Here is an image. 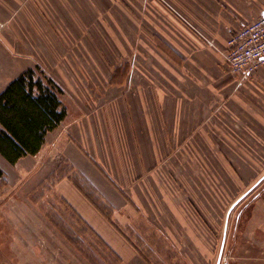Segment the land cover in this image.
<instances>
[{"label": "crops", "instance_id": "1", "mask_svg": "<svg viewBox=\"0 0 264 264\" xmlns=\"http://www.w3.org/2000/svg\"><path fill=\"white\" fill-rule=\"evenodd\" d=\"M263 13L264 0H0V92L37 68L61 88L66 109L38 154L16 163L35 161L48 143L63 148L61 176L37 189V204L36 185L16 202L25 212L10 221L19 264H96L84 252L95 243L102 264H151L127 229L141 221L166 236L175 230L177 203L207 162L218 192L257 182L264 67L248 79L232 75L202 36L222 49ZM178 147L176 195L156 178ZM11 167L0 156L4 176ZM36 171L39 182L51 175L42 162ZM52 201L48 212L42 202ZM53 213L68 214L79 241Z\"/></svg>", "mask_w": 264, "mask_h": 264}, {"label": "rangeland", "instance_id": "2", "mask_svg": "<svg viewBox=\"0 0 264 264\" xmlns=\"http://www.w3.org/2000/svg\"><path fill=\"white\" fill-rule=\"evenodd\" d=\"M41 66L43 67V65ZM45 71L50 76L52 75L49 69ZM45 76L48 77L47 75ZM178 151H180L179 147L176 153L172 154L173 157L171 159L159 161L161 165L157 173L158 178H156L160 183H165L169 192L176 195L178 193H175L174 190H177V188L175 189L173 183L180 180L177 173L182 168V154ZM63 155L62 147H58L56 143H48L44 151L34 158L35 161H28L29 163L25 165L21 162L15 167L12 166L7 176H3V179L0 181V264H19L17 254L14 255V252L11 250L12 236L15 229L10 224V221L15 215L22 218L25 212L16 202L23 199L22 197L25 195L28 185H36V188L34 187L33 190L36 191L34 192V201L37 204V189L42 186L48 187L56 181L58 177L57 169L63 166L62 164L65 162ZM40 162L47 164L49 173L51 172V175L42 182H39L36 171ZM209 162L215 169L213 162ZM209 162L206 163V167H203L201 173L194 177L193 181L191 180L192 183H195H193V186L190 182L189 185L191 187L186 184L188 187L187 191L182 194L187 195V197L183 196L184 199L182 200L184 201L177 203L180 211L178 219L182 223L180 224L178 221L176 222V219H173L172 223L176 230L172 229L171 233L173 234L168 230V233H166L167 237L165 233L156 227L145 226V224H141V221L139 224L127 229L131 235L130 237L140 247L143 258L151 264H216L227 210L250 186H245L247 189L243 187L241 191H233L229 185L227 187L228 191H216L215 176L211 175L213 172L209 166ZM257 162L256 173L251 177V186L264 175V163ZM2 169L4 170L5 168L2 167ZM260 183V186H256L257 188L254 191L243 201L241 200L242 202L240 201V204L232 210L228 217L220 264H264V180ZM179 186L182 187L181 185ZM196 186L200 187L202 191H197L198 188ZM204 194L205 199L202 196ZM227 195L229 199L225 197ZM217 197L218 199L224 198V200L218 202ZM258 201L263 206L256 209ZM42 203L48 212L52 210L50 205L51 203L53 205V201L49 204L46 202ZM13 206L16 207L15 210H13ZM180 206L183 207L180 209ZM63 216L64 219L61 214L56 216L53 213L48 218L52 221L56 219L63 230L67 229L65 231L79 241L76 237L81 234V230L78 226H74L71 229L70 225H72V222L70 217L68 214H63ZM96 245L95 243L94 247H92L94 251L85 248L88 252H84L96 264H102V250Z\"/></svg>", "mask_w": 264, "mask_h": 264}, {"label": "trees", "instance_id": "3", "mask_svg": "<svg viewBox=\"0 0 264 264\" xmlns=\"http://www.w3.org/2000/svg\"><path fill=\"white\" fill-rule=\"evenodd\" d=\"M61 92L37 68L23 72L0 92V156L10 166L37 155L47 134L65 119ZM3 176L0 168V181Z\"/></svg>", "mask_w": 264, "mask_h": 264}, {"label": "built area", "instance_id": "4", "mask_svg": "<svg viewBox=\"0 0 264 264\" xmlns=\"http://www.w3.org/2000/svg\"><path fill=\"white\" fill-rule=\"evenodd\" d=\"M202 38L220 53L232 75L248 79L264 67V13L229 35L222 49Z\"/></svg>", "mask_w": 264, "mask_h": 264}, {"label": "water", "instance_id": "5", "mask_svg": "<svg viewBox=\"0 0 264 264\" xmlns=\"http://www.w3.org/2000/svg\"><path fill=\"white\" fill-rule=\"evenodd\" d=\"M262 180H264V175L249 189L247 190L245 193H243L240 197H238L233 204L230 206V208L227 211L226 214V219H225V224H224V231H223V237H222V241H221V245L219 248V252L217 255V260H216V264H220V260L222 257V251L224 248V242H225V236H226V230H227V221H228V217L232 211V209L244 198L248 195V193H250L252 191V189H254V187H256V185H258Z\"/></svg>", "mask_w": 264, "mask_h": 264}]
</instances>
